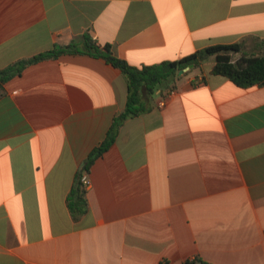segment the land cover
Segmentation results:
<instances>
[{
  "label": "crops",
  "instance_id": "crops-1",
  "mask_svg": "<svg viewBox=\"0 0 264 264\" xmlns=\"http://www.w3.org/2000/svg\"><path fill=\"white\" fill-rule=\"evenodd\" d=\"M85 35L137 67L256 52L264 0H0V72ZM206 65L128 119L89 172L126 108L121 70L63 53L0 82V264H264V86Z\"/></svg>",
  "mask_w": 264,
  "mask_h": 264
},
{
  "label": "trees",
  "instance_id": "trees-1",
  "mask_svg": "<svg viewBox=\"0 0 264 264\" xmlns=\"http://www.w3.org/2000/svg\"><path fill=\"white\" fill-rule=\"evenodd\" d=\"M83 46L76 42L69 46L46 52L28 60L20 61L0 72V82H6L20 74L28 65L59 56L63 53L86 54L102 58L107 63L121 70L127 79L128 98L125 110L112 123L106 139L89 155L84 172H89L95 161L102 157L115 143L123 124L131 118L149 112L153 106L151 100L157 95L164 96L177 88L178 81L191 74L194 70L202 69L212 63L210 74L221 75L230 79L236 85L248 88L255 85L264 86V40L259 44L262 48L256 52L245 50L243 43L231 45H215L199 50L177 61L162 62L142 67L132 66L121 59L113 46L98 45L89 35L84 36ZM193 65L194 68L183 75L180 71ZM79 173L73 188L69 206L72 212L84 214L87 211V189L81 182ZM184 264H208L201 259L189 260Z\"/></svg>",
  "mask_w": 264,
  "mask_h": 264
},
{
  "label": "built area",
  "instance_id": "built-area-1",
  "mask_svg": "<svg viewBox=\"0 0 264 264\" xmlns=\"http://www.w3.org/2000/svg\"><path fill=\"white\" fill-rule=\"evenodd\" d=\"M171 93H174V90L171 91ZM81 173H82L81 182L83 183L84 187L88 189L91 185L89 176L87 173H84L83 171Z\"/></svg>",
  "mask_w": 264,
  "mask_h": 264
},
{
  "label": "rangeland",
  "instance_id": "rangeland-1",
  "mask_svg": "<svg viewBox=\"0 0 264 264\" xmlns=\"http://www.w3.org/2000/svg\"><path fill=\"white\" fill-rule=\"evenodd\" d=\"M250 52H253L252 49L250 50ZM210 65H211V64H210ZM210 65H205L201 70L198 69V70H194L193 72L197 71V72H199V73H202L203 71H207V70H208V67H209Z\"/></svg>",
  "mask_w": 264,
  "mask_h": 264
},
{
  "label": "water",
  "instance_id": "water-1",
  "mask_svg": "<svg viewBox=\"0 0 264 264\" xmlns=\"http://www.w3.org/2000/svg\"><path fill=\"white\" fill-rule=\"evenodd\" d=\"M193 68H194L193 65H191V66L185 68L184 70L180 71V75H183L185 72H188V71H190V70L193 69Z\"/></svg>",
  "mask_w": 264,
  "mask_h": 264
}]
</instances>
